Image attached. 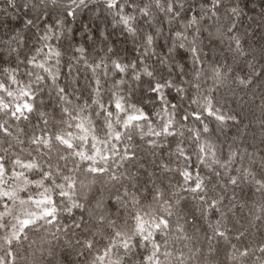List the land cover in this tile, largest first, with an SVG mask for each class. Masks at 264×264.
<instances>
[{
	"label": "clouds",
	"instance_id": "clouds-1",
	"mask_svg": "<svg viewBox=\"0 0 264 264\" xmlns=\"http://www.w3.org/2000/svg\"><path fill=\"white\" fill-rule=\"evenodd\" d=\"M0 264H264V0H0Z\"/></svg>",
	"mask_w": 264,
	"mask_h": 264
}]
</instances>
